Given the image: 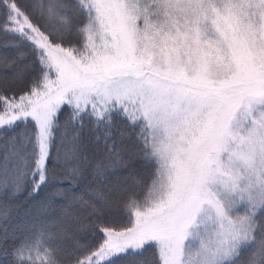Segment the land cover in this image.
<instances>
[{"label": "snow or ice", "instance_id": "obj_1", "mask_svg": "<svg viewBox=\"0 0 264 264\" xmlns=\"http://www.w3.org/2000/svg\"><path fill=\"white\" fill-rule=\"evenodd\" d=\"M0 37V220L125 173L7 264H264V0H0Z\"/></svg>", "mask_w": 264, "mask_h": 264}, {"label": "trees", "instance_id": "obj_2", "mask_svg": "<svg viewBox=\"0 0 264 264\" xmlns=\"http://www.w3.org/2000/svg\"><path fill=\"white\" fill-rule=\"evenodd\" d=\"M4 38L0 37V77H11L18 64H12L16 53L12 48L3 47ZM9 63L6 65L4 61ZM87 142V137H86ZM57 143L59 141L57 140ZM102 148V145L100 146ZM70 145L66 144L62 148V153L68 150ZM11 145H7L3 139H0V166L4 163L5 154L9 155V163L12 162ZM55 152V149H53ZM137 168L140 167L137 162ZM124 172L114 173L109 171L104 177L96 180L93 179L91 171L87 172V179L74 189L80 199L74 201L70 208L65 210L62 205L65 204L61 198H53L52 202L46 206L41 205L42 197L32 200L28 196V190H22L18 197L10 204V215L6 222L0 220V264H7L9 257L6 253L10 252L12 247L18 243L19 239L26 235L32 229L33 224L37 221L49 222L57 217H64L65 225L69 228L70 234L78 232L79 224H87L94 207H99L96 198V191L104 195H109V189L113 187L118 180H122ZM6 198L0 194V207L4 205ZM116 211L115 207L112 209ZM4 227L8 229L7 237L4 236ZM52 231L56 230V225H51ZM149 253H145L143 257H137L135 261L131 258L122 259L118 264H139L140 260H146Z\"/></svg>", "mask_w": 264, "mask_h": 264}]
</instances>
